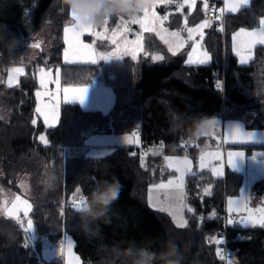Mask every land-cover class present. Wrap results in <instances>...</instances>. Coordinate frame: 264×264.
Segmentation results:
<instances>
[{
    "label": "trees",
    "instance_id": "1",
    "mask_svg": "<svg viewBox=\"0 0 264 264\" xmlns=\"http://www.w3.org/2000/svg\"><path fill=\"white\" fill-rule=\"evenodd\" d=\"M201 4L199 1L188 15V23L204 15ZM263 15L264 0H251L238 11L225 12L222 26L213 19L202 39L211 54V61L204 65L185 63L187 46L175 54L167 52L161 61L152 62L140 55L136 60L125 56L111 62L65 63L63 30L70 14L62 0H0V75L23 58L27 46L22 38L31 29L47 27L53 32L47 54L42 52L35 63V59L30 61L28 73L17 86H4L3 76L0 82V105L6 112L0 111V181L23 193L19 182L27 179L29 188L24 192L32 205L34 224V233L26 232L22 215H8L0 207V264H59L57 259L45 261L41 251L44 241H59L67 233L88 264H131V258L119 255L117 248L134 243L137 248L158 253L165 250L166 241L176 244L181 264H221L216 255L218 245L211 241L225 224L221 213L226 196L239 192L242 174L228 169L219 177L209 171L188 173L184 227L175 225L168 212L149 206L148 188L169 173L162 165L164 155L196 154V147L183 153L175 146L183 138L196 145L203 142V135L191 134L197 118L217 116L222 106L243 105L254 110L246 126L264 129V45L255 46L253 58L244 64L238 62L232 49V33L240 27L256 26ZM176 16L180 13L167 22L170 27L180 25ZM43 57L47 64L60 66L64 82L86 83L100 78L110 85L114 103L108 113L64 103L55 126L47 127L41 119L33 124L37 81L31 65L43 62ZM217 80H221L220 90ZM138 122L140 143L162 139L167 144L166 148L155 147L160 153L152 148L144 156L146 168L140 166L141 153L130 155L133 146H116L98 157H90L83 149L88 132H133ZM42 133L46 143L39 138ZM114 179L122 186L119 198L105 217L93 223L98 234L86 236L76 208L67 202L76 188L81 189L76 198L86 199L102 189L105 181ZM252 191L264 197V176L252 184ZM226 238L237 264H264V227L227 223Z\"/></svg>",
    "mask_w": 264,
    "mask_h": 264
},
{
    "label": "rangeland",
    "instance_id": "2",
    "mask_svg": "<svg viewBox=\"0 0 264 264\" xmlns=\"http://www.w3.org/2000/svg\"><path fill=\"white\" fill-rule=\"evenodd\" d=\"M251 0H247L246 4H242L241 7L246 6ZM195 4L197 1L195 0ZM238 0H228V4L237 3ZM147 6L144 7L134 17L143 20L144 29L141 28L139 23H132L131 20L134 17L127 16H115V21L112 25L109 24L111 19L107 18V24L103 23L100 26H94L92 29L83 30L80 32L71 31L74 21L70 16L64 24L63 32V43L64 48L62 52V61L65 63H92L96 62H111L121 58H110L108 60L100 59L103 56H130L132 57L135 53L138 58L140 55L148 57L152 62L161 61L153 60V56H162L165 59L168 53H177L187 46L185 53V62L191 53L192 59L197 60L203 58V53L207 52L211 57L209 51L203 45V28H197L198 25L202 24L205 20L214 21L207 14L203 15L194 23H188V15L192 13V10L196 6H189L191 0H146ZM225 12L227 10L224 0ZM164 10H161L160 7ZM182 6V7H181ZM188 7L189 9L186 10ZM144 9H148V15L145 17ZM192 9V10H191ZM178 10L180 17L176 16L175 21L181 18L180 28H169L166 26V21L170 16V13ZM206 11V10H205ZM155 13L153 17L152 13ZM235 12V11H232ZM264 19V15L258 20V24L254 27H240L232 33V49L234 44L239 47L243 57L249 62V56L251 59L254 56V48L260 43L253 41L251 45L248 44L247 38L244 35L236 36L240 29L243 28L246 31L260 30L259 21ZM127 21V23H123ZM68 27L70 30L65 32V28ZM148 27H152L154 31L145 30ZM29 26V30H30ZM127 30H124V29ZM197 29L192 33L191 39H189L188 29ZM116 31L118 35L115 37L116 43L112 42V33ZM99 32L104 38L93 34ZM179 32V37L172 35V33ZM89 34V37H87ZM234 36L236 39L234 40ZM22 41L27 48L25 49L23 58L15 64H10L4 69V74L0 75V82L4 77V86L14 87L19 84V80L22 76L28 73L27 65L30 61L36 62V57L41 54H47L48 48L53 43V32L47 28L42 27L40 30L30 31L29 35L22 38ZM39 42L41 48L33 47L29 45V42ZM264 45V44H262ZM195 48V51H193ZM171 49V50H170ZM250 49V51H249ZM235 53V52H234ZM2 52L0 51V58H2ZM237 56V55H236ZM238 61L240 57H238ZM42 59V58H41ZM43 62H38L36 65H31L32 72L35 74L37 86L34 90L35 96V116L34 120L41 119V121L47 127L55 126L60 118V109L64 103H77L85 110H97L102 113H108L114 103V92L110 85L106 84L102 79L97 78L93 81L86 83H69L62 81V74L59 65H49L46 63V58ZM162 59V60H163ZM67 61V62H66ZM211 61V60H210ZM209 61V62H210ZM23 69L21 73H13L12 69ZM43 70V71H41ZM11 76V86H9V77ZM43 81V83H41ZM90 86V87H89ZM89 87L87 98L83 104L79 102L82 93L78 92V89ZM67 90V91H65ZM237 105H230L224 108L223 113V138L215 135H205L204 144L199 146V153L197 158L193 161V157L187 154H170L171 161H166L163 165L164 169L168 172V175L158 181L152 182L148 188L147 201L149 206L156 209H163L167 211L175 225L184 224L185 208L186 204V190H185V178L188 173H194L197 171H209L212 175L219 177L223 176L228 170H234L242 174V184L237 194H229L226 196L225 211L227 218L229 216L233 220H238L241 217L251 216V222L242 224L245 226H252L253 223L260 219H264L261 215V209H264V197H259L252 191V184L260 177L264 176V129L248 128L244 126L247 120L246 115L238 116L230 112H234L238 107ZM0 111L6 113L3 107L0 105ZM235 115V116H234ZM6 116V115H5ZM240 126V129L244 132H253L252 137L240 135L236 129V125ZM132 132L125 133H87L84 140V150L86 154L93 152L94 157L100 156L99 153L108 154L113 148L120 145L131 146L128 144H122L121 138L130 135ZM43 136L47 142L46 135L44 133L39 135V138ZM247 140V143H240L238 141ZM89 143L86 144L85 142ZM236 141V142H234ZM45 142V143H46ZM221 143L226 147L222 149ZM140 144V143H139ZM138 144V145H139ZM135 146V145H133ZM233 153L232 159L236 162V168L229 167V156L228 153ZM237 152L244 153V157H236ZM211 153L212 155H209ZM88 155V154H87ZM255 155L256 159L253 160L251 157ZM203 157V168L201 165V158ZM187 159L190 161L188 167L191 169L190 172H185L184 167H180V171L176 170L175 161H183ZM172 163V167L167 165ZM218 169L219 174H214L213 170ZM1 173V172H0ZM169 180L173 181L172 185H168ZM23 188V193H17L16 191L5 187L0 181V207L5 213L11 216H20L25 218L26 224L28 219H31L30 211L32 208L31 202L25 194L27 191V179L21 178L19 182ZM166 185L163 188L158 187L159 185ZM241 189H244L242 192ZM19 197V200L16 198ZM233 200L232 207H239L242 209L239 213V217L234 219L232 214L227 212L228 200ZM31 205L28 210V216L24 215L26 205ZM15 204V208L13 205ZM247 204L250 212L243 211ZM227 219V220H228ZM34 225V224H33ZM256 226H260L258 223ZM34 233V232H33ZM32 233V234H33ZM69 242L72 246L69 247ZM42 258L45 261L52 259L64 260V264H88L83 262L79 254L75 250V241L70 234H64L60 241L52 242L51 244L44 241V247L41 251ZM78 258V259H75ZM228 264H237L234 259L229 260Z\"/></svg>",
    "mask_w": 264,
    "mask_h": 264
},
{
    "label": "clouds",
    "instance_id": "3",
    "mask_svg": "<svg viewBox=\"0 0 264 264\" xmlns=\"http://www.w3.org/2000/svg\"><path fill=\"white\" fill-rule=\"evenodd\" d=\"M62 4L70 16L74 13L82 23L93 26L102 24L112 16L134 17L147 6L146 0H62ZM215 125V116H201L193 122L191 134L208 135ZM121 187L118 180L105 181L102 189L93 191L76 209L86 236L98 234L92 225L107 215L112 203L119 198ZM116 251L119 255L131 258V264H155L157 260L162 264H181L180 253L173 241H166L165 250L158 253L137 248L134 243L129 244L127 248H117Z\"/></svg>",
    "mask_w": 264,
    "mask_h": 264
},
{
    "label": "snow or ice",
    "instance_id": "4",
    "mask_svg": "<svg viewBox=\"0 0 264 264\" xmlns=\"http://www.w3.org/2000/svg\"><path fill=\"white\" fill-rule=\"evenodd\" d=\"M247 3V0H238L237 3H234V4H231L229 5L228 4V0H225V5L227 7V10L232 12V11H238L239 8L242 6V4H246ZM195 4V0H191V4L189 5L190 7L193 6ZM182 7V6H181ZM208 8V4L205 0L204 2V9L206 10ZM221 13L224 11V9H220L219 10ZM144 15L145 17L148 15V9H144ZM153 17H155V13L153 12L152 13ZM73 21H74V24L72 25V28H71V31L73 32H80V31H83V30H89V29H92L94 26L93 25H88V24H84L82 23L78 18H76L75 14L73 13L71 15ZM219 18V17H217ZM132 23H139L141 25V28L144 29V22L143 20L141 19H138V18H133L131 20ZM105 24H107V20L104 21ZM123 23H127V21H123ZM259 24H260V30L257 31V30H252V31H246L245 29L241 28L239 33L236 34V36H239V35H244L246 38H247V42L249 45H251L253 43V41H256L260 44H264V19H261L259 21ZM209 25V21L205 20L202 24L198 25L197 28H203L205 26ZM70 29L68 27L65 28V32H68ZM124 30H127L126 28ZM145 30L147 31H154L155 29L152 28V27H148L146 28ZM197 29H193V28H190L188 29V33H189V39H191L192 37V33L194 31H196ZM222 30V29H220ZM93 34L99 36L100 38H104L103 35L99 32H94ZM118 35V33L116 31H113L112 33V42L113 43H116V40H115V37ZM172 35L174 36H177L179 37V32H176V33H172ZM236 36H234V40L236 39ZM33 47H39V45H33ZM171 50V49H170ZM193 51H195V48H193ZM233 51L235 52V54L240 57L239 59V63L240 64H244V63H247V60L243 57L240 49L238 46H236L234 44V47H233ZM250 51V49H249ZM175 54V53H173ZM110 58H123L121 56H112V55H108V56H101L100 59H103V60H108ZM133 60H136L137 57L135 55V53H133L132 57H131ZM153 60H162L163 57L162 56H153L152 57ZM249 59H251V56H249ZM211 60V57L208 55L207 52L203 53V58L201 59H197V60H193L192 59V55L191 53L189 54L188 56V59L186 60L185 63L187 64H200V65H204V64H207L209 63V61ZM67 62V61H66ZM92 63H96L95 60L91 61ZM13 73H21L23 71V69H19V68H16V69H12L11 70ZM43 71V70H41ZM41 83H43V81H41ZM9 86H11V76L9 77ZM216 86H217V89L220 90L222 88V84L219 80L216 81ZM90 87V86H89ZM89 87H86V88H81V89H78L77 91L82 93L80 99H79V102L81 104H83L87 98V94H88V91H89ZM67 91V90H65ZM35 120L33 121V124H35ZM236 129L237 131L239 132L240 135H244V136H248V137H252L254 135L253 132H244L243 130L240 129V126L237 124L236 125ZM211 134V133H210ZM208 134V135H210ZM41 141L42 142H46L45 140V137L41 136L40 137ZM236 142V141H234ZM240 143H247L248 141L247 140H241V141H238ZM86 144H88L89 142L86 141L85 142ZM121 143L122 144H128V145H138L140 143V139H139V133L138 131L134 130L130 135H126L124 137L121 138ZM90 157L95 155L93 152H89L87 153ZM106 153H99L100 156H103L105 155ZM131 156L135 157L137 155L136 152H131L130 153ZM209 155H212L211 153H209ZM236 157L238 158H241V160L243 159L244 157V153L242 152H237L236 154ZM228 156H229V167H232V168H236V162L232 159V156H233V153H228ZM253 160L256 159V156L253 155L251 157ZM165 160L166 161H171L172 158L170 157H165ZM190 164V161H188L187 159L183 160V161H175V165L177 166L176 167V170L177 171H180V167H184V170L185 172H190L191 169L188 167V165ZM140 166L143 167V168H146V164H145V157H144V154L142 153L141 154V158H140ZM168 167H172L173 164L172 163H169L167 165ZM201 168H203V157L201 158V165H200ZM214 174H219V170L218 169H215L213 170ZM168 185H172L173 184V181L172 180H169L167 182ZM166 185L164 184H161L159 185L158 187L160 188H163L165 187ZM81 191L80 188H76L75 189V192L73 193L72 195V198H71V203L73 205L74 208H79L82 203L84 202V197H80L79 199L76 198V193H79ZM241 191L243 192L244 189H241ZM17 200H19V197L16 198ZM25 205H26V208L24 210V215L25 216H28V210L31 208V205H28L27 202L25 201L24 202ZM232 204H233V200L231 198H229L228 200V205L229 207L227 208V212L232 214V213H235V214H239L241 213L242 209L239 207V205H237L236 207H232ZM13 208H15V204L13 205ZM163 211V209H161ZM189 211H194L193 209L189 208L188 209ZM243 211L245 212H250V209L248 208L247 204L245 205ZM261 215L264 216V209H261ZM251 222V216H247V217H241L240 219L238 220H233L231 218V216H229V219H228V224L229 225H232L234 223H239V224H246V223H250ZM259 224L260 226L264 227V219H260L258 221H256V223H253L252 226L255 227L256 224ZM187 224V221L184 222V224H181V225H178L179 227H184L186 226ZM24 231L26 232H30V233H33L34 232V226H33V221L31 219H28L27 221V228L24 229ZM226 236H224L223 234H220L218 237H213L212 238V243H215L216 245H223L226 243ZM29 244L25 243L23 246L24 247H28ZM69 247L72 246L71 242H69ZM223 249L221 247H217L216 248V255L219 256V258L221 260L224 259V256H223ZM75 259H78V258H75Z\"/></svg>",
    "mask_w": 264,
    "mask_h": 264
},
{
    "label": "built area",
    "instance_id": "5",
    "mask_svg": "<svg viewBox=\"0 0 264 264\" xmlns=\"http://www.w3.org/2000/svg\"><path fill=\"white\" fill-rule=\"evenodd\" d=\"M208 4V8L206 9V14L211 17L212 19L218 20L220 22V25L222 26V22H223V18H224V14L225 11H223L222 13L219 11L220 9H224V4H223V0H208L207 1ZM219 17V18H217ZM221 82V80H220ZM216 117V125L214 130L211 132L212 135L215 136H219L222 138L223 136V116L222 115H217ZM136 131H138V133H140V123H137V129ZM198 145H196V143L190 139L187 138H183L181 139V141L176 144L175 148L180 150L183 153H189V151L194 148L197 147ZM222 147H225L222 143H221ZM166 148L167 144L164 142V140L160 139V140H149L143 143H140L139 145H135L132 147V152H136V153H143L144 156H147V154L149 153V151L152 148ZM82 196H79L77 199H79ZM84 200H85V196ZM71 200H68L67 203H70ZM66 203V204H67ZM71 204V203H70ZM217 212H213V215H215ZM222 216L224 217V226L223 228L219 229L217 234L215 235V237H218L220 234H223L224 236H226V227H227V223H228V216L226 211L224 210L222 213ZM232 217L234 219L238 218V214L233 213ZM217 247H221L223 249V256L224 259L222 260L221 264H228L229 260L232 257V253L229 251V249L227 248V240L226 243L223 245H219ZM61 264H63L61 262Z\"/></svg>",
    "mask_w": 264,
    "mask_h": 264
},
{
    "label": "crops",
    "instance_id": "6",
    "mask_svg": "<svg viewBox=\"0 0 264 264\" xmlns=\"http://www.w3.org/2000/svg\"><path fill=\"white\" fill-rule=\"evenodd\" d=\"M197 1V3L199 2V1H202V4H201V6H202V10H203V13L206 15V13H205V9H204V2H205V0H196ZM206 2H207V0H206ZM223 2H224V0H223ZM196 3V2H195ZM224 4V3H223ZM196 6H197V4H195ZM196 6L194 7V9L193 10H195V8H196ZM187 9L186 10H188L189 8L188 7H186ZM160 9L161 10H164V8L161 6L160 7ZM192 10V9H191ZM193 10H192V12H193ZM225 11V10H224ZM175 13H179V11L178 10H176V11H173L172 13H170V16H169V18L167 19V21H166V26L167 27H169V28H172V29H174V28H180V27H170L168 24H167V22H169V20H170V18H171V16H173ZM178 21H180V23L179 24H181V18L178 20ZM212 22L213 21H210L209 22V25H207V27H205L204 29H203V34L205 35V33H206V30L209 28V26L212 24ZM180 26V25H179ZM63 32H64V30H63ZM204 35H203V37H204ZM87 37H89V34H88V36ZM203 39V38H202ZM236 107H238L234 112L232 111V112H230V115H233V114H235V115H237L238 114V116H239V114L240 115H246L247 116V120L245 121V123H244V126L245 127H247L246 126V124H247V122L251 119V117L254 115V110L253 109H251V108H248V107H246V106H243V105H237ZM224 106H222L221 107V109H220V112L218 113V115H222L223 116V111H224ZM234 115V116H235ZM204 137H205V135H203ZM222 138H223V136H222ZM41 140V139H40ZM45 143V142H44ZM204 144V139H203V142L202 143H199V145L196 147L197 148V152H196V154L194 155V156H192L193 157V161L197 158V155H198V153H199V146H202ZM131 146H133V145H131ZM222 147V146H221ZM75 149V148H73V147H69V149ZM84 149V148H83ZM222 149H226V147H222ZM153 152L154 153H160L161 152V150L160 149H153ZM169 155L170 154H166V155H164V157L162 158V165L166 162V160H165V157H169ZM163 167H165L164 165H163ZM165 170V169H164ZM167 171H169V170H167ZM225 205H226V200H225ZM154 208V207H153ZM156 209V208H155ZM164 211V210H163ZM167 212V211H166ZM239 216V215H238ZM61 240V239H60ZM59 240V241H60ZM47 242L48 243H52V241H50V240H47ZM59 261V264H61V262L64 264V260L62 259H60V260H58Z\"/></svg>",
    "mask_w": 264,
    "mask_h": 264
},
{
    "label": "water",
    "instance_id": "7",
    "mask_svg": "<svg viewBox=\"0 0 264 264\" xmlns=\"http://www.w3.org/2000/svg\"><path fill=\"white\" fill-rule=\"evenodd\" d=\"M37 44L39 45V48L42 47L41 44H40L39 42H33V41H30V42H29V45H30V46L37 45Z\"/></svg>",
    "mask_w": 264,
    "mask_h": 264
}]
</instances>
